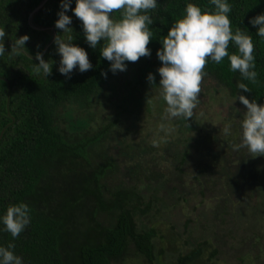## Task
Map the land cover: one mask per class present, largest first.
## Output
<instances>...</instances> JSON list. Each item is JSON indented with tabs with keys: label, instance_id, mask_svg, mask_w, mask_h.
I'll return each instance as SVG.
<instances>
[{
	"label": "trees",
	"instance_id": "16d2710c",
	"mask_svg": "<svg viewBox=\"0 0 264 264\" xmlns=\"http://www.w3.org/2000/svg\"><path fill=\"white\" fill-rule=\"evenodd\" d=\"M186 2L158 0L149 10L151 55L127 62L125 71L113 74L110 62L100 56L104 42L96 49L85 42L81 21L71 12L73 0L67 12L73 17L70 34L73 43L86 49L93 68L73 70L66 78L57 71L59 55L53 43L56 34L67 35L54 26L59 0H0V27L6 32V52L0 56V215L9 205L23 202L31 217L15 238L0 231V245L13 241L24 264H167L165 239L176 245L168 251L175 264H217L214 246L225 227H219L217 219L227 214L237 220L236 207L229 212L237 205L247 206L255 216L248 217L247 236H264V164L250 163L257 158L248 154L236 158L247 151L244 148L233 150L240 135L237 118L242 119L245 110L242 104L236 113L238 99L224 115L208 111L199 117L194 112L185 121L167 118L164 112L161 123L153 118L156 131H147L148 137L134 134L144 96L156 107H166L159 94L156 70L161 62L156 51L169 27L182 17ZM192 2L202 9L213 7L210 0ZM229 3L233 30L251 32L257 78L254 83L242 80L238 71H230L227 56L221 63L209 61L199 104L207 103L204 96L216 102V93L234 99L240 80L250 89L241 94L264 103V38L249 23L264 12V0ZM114 17L119 19L120 10H114ZM24 34L29 36L28 51L7 52ZM37 51L50 63L56 61L47 77L33 67ZM228 51H237L231 41ZM149 72L157 85L148 84ZM229 123L226 135L223 129ZM122 128L125 135L116 137ZM161 129L164 146H158L154 135ZM260 158L264 162V155ZM166 159L169 163L162 167ZM240 195L247 203L257 197L262 212L250 210ZM188 206L193 215H186ZM136 257L138 262H132Z\"/></svg>",
	"mask_w": 264,
	"mask_h": 264
},
{
	"label": "clouds",
	"instance_id": "9594fccd",
	"mask_svg": "<svg viewBox=\"0 0 264 264\" xmlns=\"http://www.w3.org/2000/svg\"><path fill=\"white\" fill-rule=\"evenodd\" d=\"M73 0H59L60 10L54 26L62 30L59 33L67 34L61 37L56 34L53 38L55 51L59 55L57 71L66 78H70L73 70L85 72L93 65L89 60L86 49L73 43L74 37L71 27L73 17L67 12ZM212 8L202 9L198 4L187 0L184 13L169 27L161 47L157 49L156 56L161 62L157 68L159 74V94L166 103L164 109L167 118H182L188 121L194 114L200 99V83L207 75L205 65L209 61L221 63L227 56L229 69L239 72L242 80L255 82L254 44L251 32L247 28L233 30L229 13L231 4L229 0H210ZM158 0H75V7L71 8L81 21V29L87 45L96 49L103 41L100 56L109 61V71H125L127 62H135L142 56L151 55L148 47L153 35L150 25L153 18L149 10L155 9ZM114 10H120V17H114ZM249 23L256 26L255 34L264 38V12L251 18ZM6 32L0 27V56L6 52L4 37ZM27 34L15 38L10 54L18 55L27 50ZM232 42L237 51L229 53L228 45ZM28 51V50H27ZM29 53V52H28ZM31 59L32 56L30 55ZM33 67L37 73L49 76L53 64L45 60L43 53L37 51ZM105 78L107 72L101 73ZM155 75L149 72L146 76L148 84L155 83ZM242 80L237 81L239 89L231 101V106L238 99L245 106L243 118L239 122V142L233 145L234 151L244 148L255 157L264 155V103L258 104L255 98L251 100L241 94L250 91L248 85ZM236 113L240 109L234 108ZM240 117V116H239ZM224 133L230 134L231 124H226ZM30 209L26 203L9 205L4 214L0 215V231H6L15 238L30 223ZM15 243L9 241L7 245H0V264H24L23 258L14 252Z\"/></svg>",
	"mask_w": 264,
	"mask_h": 264
},
{
	"label": "rangeland",
	"instance_id": "374dc122",
	"mask_svg": "<svg viewBox=\"0 0 264 264\" xmlns=\"http://www.w3.org/2000/svg\"><path fill=\"white\" fill-rule=\"evenodd\" d=\"M134 82L136 83V81ZM201 83H202L201 89H203L206 86V83L204 81H201ZM209 84H211V82H209ZM215 96L217 97L216 102L211 101V99L209 100L208 97L204 96V98L207 100V103L198 104L194 112L197 113L199 117H202L204 113L205 112L207 113L208 111H213L216 115H218L219 113L224 115L227 112L228 107L230 106L231 101L233 99L227 98V96H225L224 94L217 95L216 93ZM136 97L139 98V95H137ZM136 101L139 103V100H136ZM140 104L141 105L139 107H144V109L142 108L141 114L140 116H138L136 120V123H137L136 127H134L133 129H135L134 131H136L134 134L137 136V138L140 137L144 139L148 137V135H146L147 131H156V127H153V125H156V124L153 123L152 120L155 117L156 119L160 118V123H161L162 119H164V112H165L164 109L165 108L162 105L160 107H156L155 104L153 105L151 98L150 97L146 98L145 96L140 100ZM233 104L236 105L237 102L235 101ZM240 107H242V104H239V109H241ZM165 116L167 117L166 113H165ZM131 122H132V119L131 121L128 120L126 123H131ZM122 131H125V128H122V130L117 134L116 137H119L121 134L125 135V133ZM128 131L129 129L126 130V134L128 133ZM154 135H156L158 146H164L165 142L163 138H165V136L163 134V130L161 129L160 131L156 132ZM118 140H120V138L117 139V142ZM246 154L250 155L247 151L239 152V157H236V158L239 159L241 158L242 155L244 156ZM256 158H257V161L253 160L250 163H255L258 165L264 164V162L260 158V155H257ZM168 163H169V160L166 159L161 162V165L162 167H166ZM251 186H253V183L252 185L250 184L249 188H251ZM244 196L245 195H240L239 199H241L243 203L248 204V206H250L249 207L250 210H254L257 213L262 212V210L259 209L261 207V204L257 203L258 202L257 197L254 200H249L247 203L246 199H244L245 198ZM258 199L261 200V196H258ZM238 202L236 203L239 204ZM235 207H236V211L238 212L236 214V216L238 217L237 220L234 218L233 215L229 216L227 214L226 216H222L223 218L217 219V223H220L219 227H221L222 225L225 227H223V229L219 231V240L214 246L215 248H217V251H218L217 258L220 260V262L218 263L216 262V263L217 264H240V263L242 264H264V236L262 235V237H260L259 239L251 238V236H247V233L245 232V228L249 227V224H246L247 220L250 222L248 217H255V216L252 215V213L249 211L247 206L243 207L241 205H237V206L230 208L229 212L231 210L234 211ZM201 208H202L201 206H198V209L201 210ZM189 209L190 207L185 210L186 215L188 213L190 215H193L192 210L190 209V212H189ZM186 217L187 216H185V218ZM190 217L193 218V216H190ZM224 217L226 218V220L224 219ZM223 219L225 221H223ZM238 223L242 224V226H240ZM262 223L264 224V217L262 219ZM166 232L168 235L171 233V231L168 229H166ZM221 238H222V241H221ZM170 240L171 239H165V241L162 243L167 249L166 250L167 254L166 253L164 254L163 259L166 261L167 264H175V260L172 259V256L170 252L168 251H169V248L174 249L172 246H176V245L174 243L171 244L172 240L171 241ZM227 250L229 251V253L227 252ZM138 260L139 259L136 257L133 259L132 262L137 263Z\"/></svg>",
	"mask_w": 264,
	"mask_h": 264
}]
</instances>
